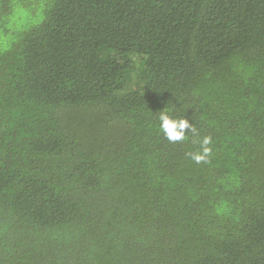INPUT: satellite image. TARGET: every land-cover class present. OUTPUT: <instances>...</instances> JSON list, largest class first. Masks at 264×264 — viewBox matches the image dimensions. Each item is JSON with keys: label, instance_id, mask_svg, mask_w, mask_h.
Instances as JSON below:
<instances>
[{"label": "trees", "instance_id": "1", "mask_svg": "<svg viewBox=\"0 0 264 264\" xmlns=\"http://www.w3.org/2000/svg\"><path fill=\"white\" fill-rule=\"evenodd\" d=\"M0 264H264V0H0Z\"/></svg>", "mask_w": 264, "mask_h": 264}, {"label": "clouds", "instance_id": "2", "mask_svg": "<svg viewBox=\"0 0 264 264\" xmlns=\"http://www.w3.org/2000/svg\"><path fill=\"white\" fill-rule=\"evenodd\" d=\"M159 126L161 131L166 135V137L172 141H182L186 137V129L194 131L192 125L189 123L186 118H173L169 112L162 111L158 115ZM209 143L208 138H204L202 141L203 145H207ZM208 148L203 147L202 153H193L192 159L196 162H200L204 160L205 155L208 153Z\"/></svg>", "mask_w": 264, "mask_h": 264}]
</instances>
